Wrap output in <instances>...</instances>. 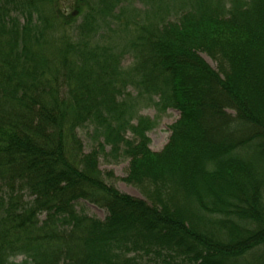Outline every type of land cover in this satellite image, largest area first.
I'll list each match as a JSON object with an SVG mask.
<instances>
[{"label":"trees","instance_id":"1","mask_svg":"<svg viewBox=\"0 0 264 264\" xmlns=\"http://www.w3.org/2000/svg\"><path fill=\"white\" fill-rule=\"evenodd\" d=\"M61 1L0 0V264H264V0ZM127 87L179 113L161 151L124 117ZM99 156L128 159L144 199Z\"/></svg>","mask_w":264,"mask_h":264},{"label":"rangeland","instance_id":"2","mask_svg":"<svg viewBox=\"0 0 264 264\" xmlns=\"http://www.w3.org/2000/svg\"><path fill=\"white\" fill-rule=\"evenodd\" d=\"M219 1H221L222 3H229L226 2L227 0ZM74 2L75 0H62L60 2V8L63 9L66 13L71 12ZM124 7L126 8L127 6L124 4ZM144 8L148 9L147 4H142L138 1L132 2L131 6L129 7V16L131 20L138 21L137 14L134 16V12L132 9H135L136 11L138 10L142 13ZM179 12V9L176 11L171 10L167 14V18H164V20L168 22L174 21L176 18L174 14H177ZM141 18H143V16H141ZM75 19L76 20L73 22V25H79L81 23V16L76 17ZM109 20L111 21V18L110 16H107L106 21ZM21 22H23V20H21ZM21 22L19 21V24ZM97 25L103 28L101 26V20H97ZM99 33H102L100 32V29L97 30L95 40H98L97 37L98 35H100ZM124 38H128L125 32L119 35L117 34V36L114 37L111 41H108L107 44H117L114 49L116 53L126 51V54L120 57V63L122 65L123 71L125 72L126 70L130 69L134 60L131 57V55L133 54L132 49H129L130 41L124 42ZM201 56L212 68L216 67L215 63L206 55L201 54ZM120 88H122V85ZM124 92H127V95L130 94L129 98H125L126 101L124 113V117L130 120L129 125H132L134 128H140L139 130L142 131L144 136L148 138V148L150 151H161L168 142L170 136L169 128L179 118V113L175 109L163 106L159 96H148L144 93L138 96L137 90L132 87L125 88ZM120 102H122V93L116 98V103ZM77 134L82 142V151L84 154L89 153L94 148H96L98 141L102 142V139H98L97 136L93 134V129L87 124H85L82 128H79L77 130ZM125 137L130 140L132 138L136 139L135 137H133L130 131L126 132ZM109 152L110 147H105V153L108 154ZM128 166L129 160L122 157L118 158L117 160L113 158L105 159L102 156L98 157V168L102 173V177L106 180L107 183L113 185L117 189V191L123 194L129 195L134 198L144 199L138 188L123 181V178H125L127 175ZM107 173H111L112 177L106 178ZM75 209L79 213H84L87 216L94 217L99 220H103L106 217V211L104 209L84 201H78L77 203H75ZM21 259V257H16L13 260L20 261Z\"/></svg>","mask_w":264,"mask_h":264}]
</instances>
